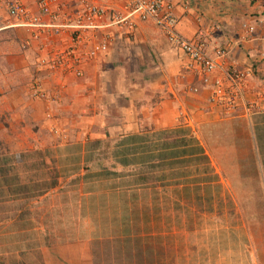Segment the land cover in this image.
<instances>
[{
	"label": "crops",
	"instance_id": "1",
	"mask_svg": "<svg viewBox=\"0 0 264 264\" xmlns=\"http://www.w3.org/2000/svg\"><path fill=\"white\" fill-rule=\"evenodd\" d=\"M16 1L40 14L37 0ZM165 1L174 6L178 34L191 41H205L211 53L224 48L228 68L249 72L246 100H256L264 93V0ZM79 4L80 0H69L72 10ZM101 4L109 10H124L122 2ZM1 14L0 204L41 201L63 189L67 182L61 177L66 181L82 178L81 183L91 187L95 179L105 176L108 188L127 186L131 199L118 201L131 200L125 205L131 217L138 219V178L146 176L156 180L152 187H160L153 192L155 196L166 199L171 189L178 192V201L202 204L204 209L187 214L200 216L199 220L212 209L222 210L218 205L216 209L217 203L233 206V197H238L243 210L236 213L242 217L252 211L254 215H247L251 222L255 217L251 227L247 220L240 231L256 236L257 256L241 264H264V195L260 187L264 101L256 103L258 111L240 110L236 115L213 104L211 83L217 73L205 84L200 72L188 69V56L170 44L152 20H136L133 34L118 26L93 31L88 45L98 43L103 33L111 34L108 51L82 63V75L76 76L38 64L40 57L52 53L47 51L49 46L54 51L69 46L70 31L54 35L43 30L35 41L22 26L21 17H11L4 10ZM42 18L49 20L48 16ZM249 27L253 32L244 39ZM34 79L43 83L48 94L60 97L57 119L45 120L44 104L29 95ZM189 164L193 165L192 174ZM17 167L23 168L24 175L15 172ZM8 213L4 209L0 217L1 229H5ZM27 214L21 212V222L14 229H40L26 225ZM229 218L235 224L233 215ZM27 245L24 251L42 249L30 242ZM33 258L38 262L34 264H40L39 253ZM72 259L68 252L63 257L70 264ZM208 262L229 264L226 259Z\"/></svg>",
	"mask_w": 264,
	"mask_h": 264
},
{
	"label": "rangeland",
	"instance_id": "2",
	"mask_svg": "<svg viewBox=\"0 0 264 264\" xmlns=\"http://www.w3.org/2000/svg\"><path fill=\"white\" fill-rule=\"evenodd\" d=\"M2 11L0 8V16ZM43 57L46 58L40 57L38 64ZM36 81L40 80L34 79L30 83L29 95L36 103L44 104L45 120L52 121L54 117L57 119L55 112L56 106L61 104L60 97L54 99L52 94H47V89L46 97L35 95L32 85ZM49 113L53 118L47 116ZM58 129L57 127L59 132ZM254 140H257V150L256 133ZM67 166L68 162L64 165V170ZM191 166L193 165L189 164L187 167ZM15 172L21 176L25 173L19 167ZM190 173H193V167L190 168ZM262 173L260 187L264 195V172ZM81 179L66 181L61 177L64 183L67 182L64 185L61 181L63 189L50 193L38 202L0 204V217L4 209L9 212L7 218H4L5 229L0 228V264L38 263L33 258L37 253L41 255L40 264H47L48 261L49 264H70L69 260H63L67 252L75 258L72 259V264H209V259L213 262L226 259L229 264H241L242 260L257 259L254 245L256 236L240 231L247 220L246 225L251 227L255 217L251 222L247 215H254L252 211L249 214L243 213L242 217L236 213L243 210L241 201L237 202L238 197H233L236 202L233 206L230 202L217 203L214 206L218 205L222 210L212 209V213L207 212L206 218L199 220L200 216L187 214L194 209H204L202 204L178 201V192L171 189V195L166 199L162 195L155 196L153 192L156 193L155 190H160V187H152L151 184L156 180L151 181L144 176L143 180L138 179V219H135L125 205L130 204L131 200L118 201V198L131 199L127 195L126 185L108 188L105 186L107 178L102 176L95 179L93 186L89 187L88 184L81 183ZM130 180L133 181L131 178ZM100 181L102 184H98ZM205 205L209 208V204ZM147 206L148 211L145 210ZM21 212L29 213L26 225L40 229L25 232L14 229L20 224L16 225L17 222H21L18 219ZM232 215L235 224L229 220ZM128 227H131V233L128 232ZM27 242L42 249L24 251L25 246H28Z\"/></svg>",
	"mask_w": 264,
	"mask_h": 264
},
{
	"label": "built area",
	"instance_id": "3",
	"mask_svg": "<svg viewBox=\"0 0 264 264\" xmlns=\"http://www.w3.org/2000/svg\"><path fill=\"white\" fill-rule=\"evenodd\" d=\"M103 1L107 0H80V4L72 10L69 0H37L40 14L32 13L16 0H0V8L11 17H21L22 26L30 33L32 40L39 41L43 30H50L54 35L71 32L69 46L62 51H54L49 46L47 51L52 53L39 62L41 67H47L49 70H63L81 76L80 65L107 52L109 48L111 34L108 32L103 33L98 43L88 45L93 31L102 27L118 26L133 34L136 20H152L161 28L167 41L188 56V69L200 72L201 80L205 84L210 82L211 74L217 73L211 83L213 91L210 101L213 104L222 106L231 114L243 109L250 112L258 108L256 103L264 101V93L257 96L256 100H246L244 88L249 72L228 68L224 62L227 55L224 48L214 49L211 53L205 41H191L177 33L178 20L174 16V6L171 2L111 0L115 3L122 2L124 10H109L101 4ZM43 16H48L49 20L44 21ZM252 32L253 28L249 27L244 39L250 37ZM44 46L46 47L47 43ZM32 89L35 90V95L42 98L48 94L39 81L34 82ZM53 98L57 99L58 96L54 95ZM47 116L53 118L50 113ZM53 129L57 128L53 126Z\"/></svg>",
	"mask_w": 264,
	"mask_h": 264
},
{
	"label": "clouds",
	"instance_id": "4",
	"mask_svg": "<svg viewBox=\"0 0 264 264\" xmlns=\"http://www.w3.org/2000/svg\"><path fill=\"white\" fill-rule=\"evenodd\" d=\"M256 109H257V108H256ZM256 109H255L253 112H256V111H258V110H256ZM253 112H252V113H253ZM231 114H233V113H231ZM233 115H236V113H235V114H233Z\"/></svg>",
	"mask_w": 264,
	"mask_h": 264
},
{
	"label": "trees",
	"instance_id": "5",
	"mask_svg": "<svg viewBox=\"0 0 264 264\" xmlns=\"http://www.w3.org/2000/svg\"><path fill=\"white\" fill-rule=\"evenodd\" d=\"M139 180H143V178H138Z\"/></svg>",
	"mask_w": 264,
	"mask_h": 264
}]
</instances>
